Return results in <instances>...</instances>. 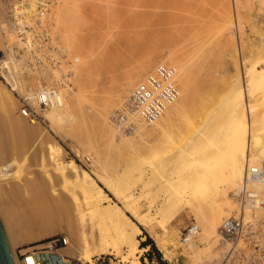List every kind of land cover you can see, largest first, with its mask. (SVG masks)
<instances>
[{
	"label": "rangeland",
	"instance_id": "1",
	"mask_svg": "<svg viewBox=\"0 0 264 264\" xmlns=\"http://www.w3.org/2000/svg\"><path fill=\"white\" fill-rule=\"evenodd\" d=\"M231 1L232 0H228L229 2L228 5L227 4L222 5L220 0H50L47 4H44V8L46 9V13L49 20V33H50V43H51L50 47H52L51 52H54L55 54L60 55L62 57H65L68 60H72L74 58L77 60V56L80 57L81 54L72 46L73 43L72 45L69 43L68 30L71 31V27H69L68 25L69 20L66 19L65 24L60 22L59 15H57L58 12L57 10L60 5L64 4L63 2H66V5L67 3H69L70 5L75 2L79 7L81 13L79 14V16L81 15L82 18L81 19L79 18L80 24L76 23L77 25H79L77 27L78 30L76 31V36L79 39L83 38L81 40H83L86 44L85 57L87 61L85 65L81 67V69H80V65L79 68H77L79 61L74 63L73 68L76 67L78 69V72L80 70V73L79 75L78 73L75 74L74 77L72 78V81L74 79V82H76V88L80 89L79 91L82 92L81 94L87 96L86 97L87 100H85V96H81V97L79 96L81 98L80 100L81 102H79L78 100V102L75 103L74 114H79V115H75L76 118L75 123H70L66 121L67 123L65 124L59 123L57 125H54V129L50 130L47 128L49 122L46 121L44 117L41 115L40 118L41 120L32 124V127H30L32 134L30 135L31 141L29 142L31 146L29 145V143L24 145L23 141H21L22 140L21 137H19L18 134L19 130L16 127V125L22 122V124L29 126V124L31 123L25 121L22 118V116L21 117L19 116V113H17V104L13 108L14 111L13 112L11 111L8 117H5L3 115V111H1L0 108V124H1L0 137L1 135L3 136V138L1 137L3 141H5V138L7 137L6 138L7 140L5 142H3L0 139L1 149H2V151H0L1 154H3V156L6 155V158L7 156L10 157L11 155L17 159H20V156L22 155L21 152H23L22 150L29 149L28 150L29 155L25 159V164H23V166L19 168L21 170L20 173L19 170L16 169L17 168L16 166H13L12 169V170L16 169L15 171L19 173L20 177L17 178L13 177V176H18L16 174L8 178L7 182L5 181L6 179L0 180V199L4 201L6 205H8V203L9 205H11V207L9 205L7 207L10 209H14L11 211L9 210V213L15 217H18V215L21 214L22 212L24 213L23 210L25 209L26 211V208L29 206L30 203H31L30 206L32 207L34 206L36 208L38 206L39 208L37 207V210L35 208H33L32 210L35 209V212L38 211L36 212L37 214L42 213V215L40 214V216L42 217L39 223V227H41L44 231L48 227V224H50L52 227L49 228L50 233L46 237L37 240L27 241L22 243L20 242L13 243L12 240L10 241L9 239L10 249L18 264H22V259L28 253L31 252L36 253L41 260L47 261L45 254L56 253L58 250L67 247L68 242H73L74 244L78 243V240H76V237L78 236L76 231L79 228V225L77 223V218H75L76 214H73L74 207L69 206L68 204L66 205L62 204L66 202L65 200H67L68 195L65 194L67 193L66 192L67 189L71 188V184L68 181V183H65L64 185V183H62L61 180L58 179V177L55 178L53 182L49 181L46 178V173H45L46 171L44 169V166L42 165V163L40 164L41 162L40 156L41 155L44 156L46 152L45 150L46 143L55 144V142L56 145L61 148L62 150L61 152H63L62 155L63 160L64 161L73 160L76 163V165L79 167V169L86 170L91 175V177L96 180L97 185L102 187V184L96 179V177L98 175L104 176V174L106 173L108 174V175L106 174L107 176L111 177L110 179L113 182L115 181L114 184L118 186V192H116L115 198L103 188L105 193H107V195L110 197V199L113 202L115 203L119 202V204H122L121 199L124 195L139 196L140 199L137 202H135L133 205L134 213L138 217L149 216L152 214V212L155 209L161 208V213H160L161 216L159 218L161 225L158 227L155 224H151L147 226V228L145 229L143 227H140L141 235L139 236V238L143 237L140 241V245L142 246V243L146 239V235L147 236L150 235L149 237L154 241L155 247L158 250L159 254L155 252L154 253L151 252V249L147 247V249L140 254L139 264H159L157 260L159 257H160V261L164 262L165 264H218L220 256L226 250L225 245L217 246L216 244V246L212 247L211 240L208 241L202 238L199 239L198 241V236H197L193 241H191L194 243V245H196L193 247L194 251H190L188 255L185 257L180 255L179 249L173 248L172 259L167 260L164 259L162 252L159 250L158 246L155 243V240H157V238L163 240L164 234L162 232L161 227L164 224L165 226H167L166 228H168V234L170 235L171 242H175V243L180 242L182 244L180 240L181 232L183 230V227H186L188 224H190V222H195L198 226H200L199 228L201 231L202 225L198 217L193 212H191L189 208L185 207L181 209V207L178 205L176 206L168 205V202L165 204H163L162 202L160 203V200L165 193V192L163 193L160 183H161V179L164 176L171 175L174 171L176 172L179 171V170L173 171V169H179V168L182 169V167L180 166L181 162L179 160L180 148L181 146L185 145V143H183L185 140H187V144L185 145L186 148L192 146L194 143L192 138H194L195 136V134L190 133L188 134V136L189 135L191 136L187 137V135L185 134L189 133L191 126L193 127V125H197L196 123L200 125L199 120L202 119L203 121V119H205L203 115L204 113L207 114V112L211 108L215 110V108L217 107L216 104L214 102H210L209 99L212 98L211 101H213L215 98L219 97L220 94L222 96V93H224L226 90H229V88L233 89V87L239 83L240 86L242 85L244 89L246 88L245 95L247 97V102L249 104H252L253 108L254 107L256 108L253 109L254 110L253 112H255L254 114L261 115L264 112V107L259 106L261 105L258 98L260 95L257 94L259 93V91L262 92V90L260 89L264 87V86L261 87L260 84L264 82V80H262V75L264 74V72L261 73V68L264 70V4L257 5L256 3H246L245 1L241 0V2L243 3L240 2L241 5H236L234 1H232L231 4ZM13 6L14 5L11 4L10 2L0 0V24L4 23V25L9 29H11V27L9 26L10 23L8 21L9 13L10 11H12ZM235 6H237L238 9H236ZM23 7H27V5H23ZM35 8H36L35 11L37 10L36 11L37 13L41 15L43 14L42 13L43 10H40L39 7L36 6ZM152 8H157V9H152ZM32 12L34 13V11ZM231 17L232 19H230ZM227 18L230 21L231 20L233 21L232 22L233 26L232 25L230 26L229 20H227ZM236 18L237 19L240 18V19L237 20ZM227 21L229 24L228 26H227ZM73 22H75V20ZM222 22L226 23L225 24L227 26V27L225 26L226 29L224 27L222 28V24H221ZM237 23L238 24L241 23L239 24V26L243 24V26H240V28L242 27L241 28L242 30L239 28ZM253 24L255 26H252ZM218 27H220V29ZM252 27L255 29H253ZM221 30L224 32V34L223 32L221 33ZM255 30L256 32H254ZM217 33L219 35L221 34V36H219ZM230 33L231 35L234 36H231ZM0 35H1V30H0ZM14 35L15 34H13V36H11L9 40L12 44L11 46L12 51L13 50L16 51L18 50V48H20V40H18L16 35L15 36ZM193 37H195L196 40ZM215 37L216 38L219 37V40H216ZM229 37H231L232 39L231 38L229 39ZM15 39L18 40L17 44H13L15 42ZM12 41L14 42L12 43ZM51 41L54 42L52 43ZM198 41L199 43L201 41L205 44L204 46H202L203 43H201L202 44L201 48L200 45H198L201 50L200 49L196 50V48H198L197 46ZM65 42H67V44H65ZM66 45L69 46L67 47ZM177 47L179 48L177 49ZM170 50L171 52L174 51L175 53L177 52L175 55L178 58L184 59L183 56H185L187 57L186 59H184L185 61L192 60L195 63L196 62L198 63V64L196 63V66L198 65L197 68H198L199 78L198 75H196L197 76L196 78H198V80L195 81L196 90L198 93L196 97V102L199 103L198 100L201 99L199 104L196 103L198 107L192 109V108L184 107L182 105L181 107L183 109L180 108L182 111V116L180 114L181 113L180 111V113L177 112V114H180L178 115V117L176 116V112L170 111L168 114L169 118L167 117L166 119L161 121V126L164 128V130L166 129L165 131L164 130L162 132L156 131L152 129V126H147L145 129H143L145 131L147 130L146 132L140 131L138 129V131L140 132H137V134L139 135L141 140L139 139L140 142L139 141L132 142L130 146L131 148L130 150L129 147L121 148V147H116L114 144L106 145V143L101 138L98 139L99 133L96 126L94 127L95 124L93 122V117H94L93 113L95 109L102 104L101 102L102 100L106 101V97H107L106 94L108 95L112 94L111 97H107L109 98L107 99V101H112V102L115 101L116 103L113 109L109 112L110 114L107 116L109 117V121H110L111 114L114 112L115 109L118 108L116 106L121 105L122 102L124 101L125 95L120 96L119 98L118 96L120 95L119 89H121L123 85L125 86V81H127L126 77L129 76L131 72H133V70H136V72L141 71V65L147 64L149 68L141 75L140 79L142 80V78L146 75V73L152 70L153 67L159 62H161L163 58H166L168 56V55L166 56V54L169 53L168 51ZM90 54L94 56L91 57ZM186 54L187 55L191 54L189 56L192 57L193 55L194 57L190 59V57L186 56ZM194 54L195 55L199 54V56L198 55L195 56ZM195 58L197 59L196 61ZM75 72H77V70H75ZM15 73L16 75L14 74L15 75L14 79H16L17 81L19 80L20 85L24 84L25 87L28 85H29L28 87H30L31 83L32 84L34 83L33 79H27L30 81L26 80L27 83L24 82L25 81V79L23 78L24 74L22 75V74H18L17 72ZM236 79H238V81ZM216 80H218L219 82L218 81L216 82ZM0 84L3 85L7 90H9L12 98L14 97L15 103L18 102L16 100L15 95L12 94L13 91L11 92V88L7 87V85L1 78H0ZM134 84L131 85L130 89H132ZM90 88L91 91L89 90ZM130 89L127 92L128 94L130 92ZM73 90H75V86L73 87ZM86 91L91 93L93 91L94 94H89L88 92L86 93ZM16 92L18 93L17 90ZM104 93H106L105 94L106 97L102 96V94ZM128 94H126V96H128ZM90 95L92 96L90 97ZM201 95H203L204 97H202ZM82 97L84 98V100L82 99ZM199 97L200 99H198ZM120 98H121L120 100L121 102L118 101ZM68 99L71 100L72 98L68 97ZM88 99L91 101V103L92 102L94 103L93 107L95 108L92 107L93 103L88 105V102H86L88 101ZM118 102H120L121 104H118ZM86 105L89 106L88 108L91 110H88ZM206 106L208 107L207 108L208 110L204 111L205 110L204 107ZM83 107H85L86 110ZM82 110L84 111L82 112ZM200 110L204 111V112L201 111L203 112V114L200 112ZM78 111L82 113L80 114L78 113ZM86 113L88 114L86 115ZM172 113L173 116L171 115ZM82 114H84L83 118H80V116L82 117ZM209 115L210 114H208L207 116L209 117ZM86 116L89 117L87 118ZM171 116L173 119H171ZM200 116L203 118H201ZM207 116L206 118H208ZM84 118H86V121H84L85 120ZM89 118L90 121H92L93 123V125L90 123L91 126H93V129L91 126H89L90 125L89 124L90 121H88ZM81 119H83L85 123H83ZM76 121L78 125L75 126L74 124H76ZM83 125H88V127L87 126L83 127ZM165 125L167 126V128ZM66 126L69 128H67ZM72 126L74 128L70 130V127ZM2 127L3 129L6 127L4 131L8 129L7 130L8 132L7 131L4 132ZM80 127L81 129H79ZM43 128L45 130L48 129L46 130L47 135L42 138L45 144L42 143L37 146H33L34 144L36 145V143L35 142L32 143V141L38 138V135L40 131L43 130ZM85 128H87L90 133L87 130H85ZM224 130L225 129L223 126L218 125V127L215 130H213L214 132L213 134H211V136L218 137L220 136V134L224 132ZM84 131L87 133L88 137H85L86 134ZM9 132H11L10 135H12L10 137L9 135L7 136ZM88 139L91 140L90 143L94 142L93 143L94 147L96 148L100 147L99 149H95L91 144L96 151L100 150L99 154L103 153L101 156L104 159L101 157V160H99L98 164L101 165L98 166L99 168L98 167L93 168L94 164H92V162H93V156L95 157V155L91 156L92 154L91 152L94 150L93 149L91 150L90 148L92 147H90V145L89 146L87 145L89 144L87 141ZM143 142H146V144H143ZM78 144H81L82 146ZM11 145H12V150L10 148ZM22 145H24L25 147ZM89 150L91 151L90 153H88ZM96 151L94 152L96 153ZM76 154H78V156ZM86 157L89 158V161L86 160ZM180 159H182L183 161V158ZM176 160H177L176 162L177 164L180 163L178 165L179 168L178 166H175L176 163L174 161ZM263 161H264V157L260 156L259 162H263ZM95 168H97V170ZM183 172L181 175L179 174L180 184L183 182L182 179L187 178L188 174L190 173L189 171H187V174L186 173L184 174ZM106 175L104 177L107 178L109 181H111L109 177H107ZM177 175L175 176L177 177ZM68 176H69L68 177L69 180H71L72 174L69 173ZM117 176L119 178H116ZM189 176L193 177L191 175ZM25 177L26 178L28 177L27 181L30 180L29 181L30 184H27V186L29 185L28 187L30 190V192H28L27 195L29 193L30 195L29 196L26 195V196L29 197V199L32 201L29 202L28 200L27 203V200L25 199L27 197L26 196L23 197V199L27 203L26 204L24 202L26 208L25 205L20 204L21 203L20 200H22L23 203V199L20 198L22 196L15 197L13 193L10 194V192L6 190L8 184H11V182L12 183L16 182L15 179L17 180L18 178H25ZM193 180L195 181L196 179ZM61 183L63 184V186ZM201 183L203 184V181ZM201 183H197L196 187H194V190L196 191V188L200 187L199 191L200 194L203 193L201 198L203 199V201L200 203L199 199H195L194 201V199L192 198L193 206L195 205V208H197L199 204L198 206L199 208L197 209V211L206 210L207 209L206 205L208 204L206 203L207 201L206 197H208L207 196L208 194L206 192L205 187L200 186ZM31 184L33 186L35 184V186L34 187L31 186ZM40 184L43 186L42 187L37 186ZM13 185L15 186V184ZM251 186L249 185V187L253 188V185ZM32 187L33 188L37 187V190L44 192H37V190L33 189ZM6 191H8V193H6ZM34 191L37 193L35 194ZM204 191L206 193H204ZM229 191L231 192V190L228 189L227 192ZM40 193H42L43 196L39 195ZM260 193H262V191ZM62 194L63 196L64 195L66 196L65 200H64L65 196L64 197L61 196ZM200 194L197 193L198 196ZM38 195L43 199H40ZM59 196L60 198L62 197L61 198L62 200H60L61 202L63 201L61 203L62 206L60 205L57 206L58 203L60 204V202L57 201V198ZM262 196L264 198L263 193ZM35 197L36 199L37 198L40 199L39 201L44 200L45 203L42 201L43 204H47L43 206L44 209L42 208V206H40L42 202L40 203V205L39 204L37 205L39 201H36ZM14 198L16 199V201ZM44 198H46V200ZM68 200L71 201L70 199ZM68 200L66 203H69ZM16 202H19V204L18 203L16 204ZM202 203H206L205 206ZM69 204L72 205L73 202L72 204L71 203ZM17 205L20 206V209H22L21 206L22 207L24 206L22 212ZM234 206L235 207L229 209L230 212L233 211L234 208H236V205ZM40 208H42V210ZM12 211L13 213H11ZM14 211L17 213V216L16 213L14 215ZM27 211L29 210L27 209ZM27 211L25 213H27ZM44 211L46 212L43 217ZM229 211L228 213H230ZM258 212H256V216L264 221V210L259 212V214ZM1 213L2 212H0V214ZM23 213L21 214L22 217L21 220L23 219L26 220L24 217L25 214ZM217 227H219V225ZM24 229L25 228H22L21 234L26 239L27 237L26 233L29 232H25L26 230ZM150 229L151 231L148 232V230ZM152 237H155V239H153ZM63 239L64 240L67 239V241L65 240L64 242ZM185 244L187 243H184L183 245ZM147 253H149L148 256ZM66 261H69L71 264H80L79 261L75 259V255H69L68 257H66ZM87 264H121V263L118 261L117 258L110 255H94L90 260V262H88Z\"/></svg>",
	"mask_w": 264,
	"mask_h": 264
},
{
	"label": "bare ground",
	"instance_id": "2",
	"mask_svg": "<svg viewBox=\"0 0 264 264\" xmlns=\"http://www.w3.org/2000/svg\"><path fill=\"white\" fill-rule=\"evenodd\" d=\"M220 1H221L222 5H225V4L228 5L229 4L228 0H220ZM232 1H234V3L236 5H241L240 4L241 0H232ZM232 1H231V4H232ZM243 1H245L246 3H256L257 5H263L264 4V0H243ZM63 3H64L63 5H60L58 7L57 15H59L60 22H62L64 24H65L66 19L69 20L68 25H69V27H71V31L68 30L69 31V34H68L69 43L71 45L73 43L72 46L81 54L80 57L77 56V61H79L77 68H79V65H80V69H81V67H83L87 61L86 57H85V55H86V49H85L86 44L83 40H81L83 38L79 39L76 36V31L78 30L77 27L79 26L76 23L80 24L79 20L82 17H81V15L79 16V14H81V13H80L79 7L77 6V4L75 2L70 4V5H69V3H67V5H66V2H63ZM241 3H243V2H241ZM35 6L36 5H34V3L31 4L30 12L34 11V13H35L37 11V10L35 11V9H36ZM69 6H71V7H69ZM113 6H115V5H113ZM235 7H236V9H238L237 6H235ZM132 8H134V7H132ZM152 9H157V8H152ZM186 14H188V13H186ZM229 17H230V15H229ZM230 19H232V17ZM239 19H237V20H239ZM74 20H75V22H73ZM227 20H229V19L227 18ZM232 22H233L232 20L231 21L229 20L230 26L233 24ZM219 24H220V22H219ZM221 24H222V28L224 27L225 29L229 25L228 21H227V26L225 25L226 23L222 22ZM239 24H241V23H239ZM239 24L237 23L238 26H239ZM240 26H243V24ZM240 26H239V28H240ZM252 26H255V25L253 24ZM220 27H218V28L220 29ZM231 28H233V27H231ZM217 29H216V31H217ZM240 29H239V31H240ZM253 29H255V28H253ZM0 30H1L0 58H2V56L4 57L2 59L4 60V62L6 64L5 67H6V71H7L6 76L8 77L7 80L9 83H12L11 84L12 86L16 87L18 94L30 93V95L32 96L33 93H31L32 90L29 89V87H28L29 85L25 87L24 84L20 85L19 80L17 81L16 79H14V76L16 75L15 72H17L18 74L23 73L24 74L23 78L25 79L24 82H26V83H27V81H30L27 79H33V78H31L32 73L30 72V70L26 71L24 68V65H23L24 59H22V58L17 59L14 56L15 54L13 53V51H15V50L12 51V49H11L12 44L9 40H10L11 36H13L14 31H13V29L11 30V29L7 28L4 25V23L0 24ZM222 30H224V29H222ZM222 30H221V33L223 32ZM254 32H256V30ZM223 34H224V32H223ZM223 34H222V36H223ZM106 35H108V34H106ZM230 35H231V33H230ZM66 36H67V34H66ZM219 36H221V34ZM231 36H234V35H231ZM193 38L196 40L195 37H193ZM230 38L231 37H229V39ZM220 39H221V37H220ZM216 40H219V37H217ZM231 41H233V40H231ZM13 42L14 41H12V43ZM17 42H18V40L15 39V42L13 44H17ZM51 42L53 43L54 41H51ZM2 43H4V44H2ZM201 43H203V42L200 41V43H199V41H198V44H197V46L200 45V48L205 45L204 43H203V45ZM65 44H67V42H65ZM18 45H19V43H18ZM20 45H21V43H20ZM66 46L68 47L69 45H66ZM178 48L179 47H177V49ZM200 48L198 46V48H196V50L200 49ZM173 49H172V51H173ZM168 52L169 53L166 54V56L167 55L168 56L166 58H163L162 61L159 63H167V64L171 63L170 65L173 64L175 66V68H176V77H175L176 81L175 82H176L178 89H179L178 99L173 104L168 106L167 109L162 113V115L153 123L146 124L144 122H138L136 130L134 133L123 134L120 131L116 130L112 126V124L109 121V117H107L110 114L109 112L113 109V107L116 104L115 101H113V102L107 101V99H109L107 97H111L112 94H109V95L106 93L102 94V96H105V97L107 95L106 101L102 100L101 101L102 104L95 109V111L93 113V116H94L93 122L95 124L94 127L96 126L98 133H99L98 139L101 138L106 143V145L107 144H114L116 147H121V148H123V147L128 148L129 147V150H130L131 149L130 146H131L132 142H134V141L140 142V140H141L139 135L137 134V132L145 131L143 129H145L147 126H152V129L162 132L164 130V128L161 126V121H163L167 117L169 118L168 114L170 111L176 112V116L178 117V115H180V114L182 116V111L180 109V108H182L181 107L182 105L184 107H188V108H192V109L198 107L197 104L200 103L201 99L199 97L198 98V99H200V100H198L199 103L196 102V97H197L198 93L196 90V82L195 81L198 80V78H199L198 68H197L198 65L196 66L197 62L195 63L194 61H192V60L190 61L189 59H188L189 61H185L184 59L187 58L185 56H183L184 59L178 58L175 55L177 53V52L175 53V51L171 52V50H170ZM189 55H191V54H188V55L186 54V56H189ZM196 55L199 56V54H196ZM90 56L93 57L94 55L92 56L90 54ZM189 57L191 59L194 56L192 55V57L191 56H189ZM196 60L197 59L195 58V61ZM73 66H74V64H73ZM77 68L76 67L73 68L72 77L70 78L71 87L67 92H65L64 98L62 100H59V103L57 106H53L41 114L44 117V119L49 122V125L47 126V128L50 130L54 129V125H57L59 123L65 124V123H67L66 121H68L70 123H75V119H76L75 115H79V114H74L75 103L78 102V100H79V102H81L80 97L85 96V95L81 94L82 92L79 91L80 90L79 88H76V82H74V79L72 81V78L74 77V75L77 73L79 75V73H80V70L78 72ZM148 68L149 67L147 64H142L141 65V71L136 72V70H133L134 73L131 72V74L126 77L127 81H125V86L123 85V87H121V89H119L120 95L118 96V98L120 96H124V95L126 98L127 97L126 94H128L127 92L130 89L131 85L135 83L134 84V86H135L138 82H140L139 80H141L140 79L141 75L146 70H148ZM75 70H77V72H75ZM262 70L263 69L261 68V73L264 72V70L263 71ZM149 72H151V70ZM196 75H198V78H196L197 77ZM238 79H236V80L238 81ZM262 80H264V74L262 75ZM217 81L218 80H216V82ZM33 82H34V79H33ZM220 82H221V80H220ZM33 84L31 83V85H33ZM198 84H199V82H198ZM260 84H261V87L264 86V82L260 83ZM74 86H75V90H73ZM93 89H94V87H93ZM89 90L91 91V88ZM131 90L132 89H130V91ZM245 90H246V88L244 89L242 87V85L240 86V84L238 83L237 85H235L233 87V89L229 88V90H226L224 93H222V96L220 94L219 97L215 98L213 101H211L212 98L211 99L206 98V99H209L210 102H214L217 107L215 108V110L210 107L212 109V111L210 109L208 112H210V111L211 112L210 113L207 112V114L206 113L203 114L204 111L208 110L207 106L204 107L205 108L204 111L200 110V112L203 111L201 113L204 115L205 119H203V121H202V119H200L199 120L200 125H198V123H196L197 125H193V127L191 126L189 133L185 134V135H187V137L191 136V135L188 136V134H190V133L195 134L194 138H192L194 143L191 142V143H193V145L186 148L185 145L187 144V140H185L183 142V143H185V145L181 146L180 154H179L180 158H183V161L180 158H179V160H180L181 164L180 163L177 164L176 163L177 160L174 161L176 163V164L174 163L175 166H178L180 164V166L182 167V169L179 168V166H178L179 169H173V171L179 170L177 172L176 171L173 172L175 175L178 174L177 175L178 178L172 173L173 175L171 174V175L164 176L161 179V183H160V186L162 187L163 193L165 192L163 197L160 200V203L162 202L163 204H165L168 202V205H173V206L178 205L181 207V209L185 208V207L189 208L191 210V212H193L198 217V219L202 225L201 231L198 234V241H199V239H202V238L206 239L208 241L211 240L212 247L216 246V244H217V246L218 245H224V243L220 242V240L218 239L216 228H218L217 226L220 225V223L222 222V220L224 218L231 215L232 211L230 212L229 209L232 207H235L234 206L235 202H234L233 196L235 195V190L240 188V185L243 182L247 167L252 165V164L258 163L260 156L264 157V116H263L264 112L261 115L260 114L259 115L254 114L255 112H253L254 111L253 109L255 107L253 108L252 104H249L247 102ZM260 90H262V92L259 91V93H257L258 95H260L258 98H259L261 105H259V106L264 107V99H263L264 98V87H262ZM88 91H86V93ZM83 92H85V91H83ZM88 93L94 94L93 91H92V93L91 92H88ZM199 93H201V92H199ZM203 95H201V96L204 97ZM261 95H262V97H261ZM91 96L92 95H90V97ZM68 97L72 98V99L69 100ZM86 97L87 96H85V100H87ZM214 97H216V96H214ZM125 98H124V100H125ZM82 99L84 100L83 97H82ZM120 100H121V98L118 101H120ZM261 100H263V101H261ZM122 101H123V99H122ZM86 102H88V105L93 103V102L91 103V101L89 99ZM109 102H112V103H109ZM120 102H118V104H121ZM262 102H263V104H262ZM16 104H17V102L15 103L14 97L12 98L9 90H7L3 85L0 84V108H1V111H3V115L5 117H8L9 113L11 111L12 112L14 111L13 108L16 106ZM93 105H94V103L92 104V107H93ZM121 105L116 106V107L120 108ZM95 106H97V105H95ZM88 107L89 106H87V109L91 110ZM81 108H82V106H81ZM83 108H85V107H83ZM93 108H95V107H93ZM85 110H86V108H85ZM83 111L84 110H82V112ZM180 111H181V113H180ZM82 112L78 111V113H80V114ZM177 112H179L180 114H177ZM87 114L88 113H86V115ZM208 114H210L209 117L207 116ZM83 115L84 114H82V117L80 116V118H83ZM171 115L173 116V113ZM172 116H171V119H173ZM206 116L208 118H206ZM201 118H203V117H201ZM84 119H85L84 121H86V118H84ZM25 121H27V120H25ZM81 121H83V119H81ZM84 121H83V123H85ZM88 121H90V118L88 119ZM29 123H31V122H29ZM34 123H36V122H34ZM34 123H31L28 126V125L22 124V122H20L18 125H16V127L19 130V132H18L19 137H21V139H22L21 141H23L24 145L28 144V143L30 145V142H29V141H31L30 135L32 134L30 127H32V124H34ZM90 123L93 125L92 121H90L89 124ZM91 124L89 126H91ZM74 125L75 126L78 125L77 121H76V124H74ZM218 125L224 127V129H225L224 132L222 134H220V136H218V137L211 136V134H213V132H214L213 130H215L218 127ZM84 126L88 127V125H83V127ZM110 126L112 127V129ZM91 127L93 129V126H91ZM67 128H69V127H67ZM72 128H74V127L73 126L70 127V130ZM166 128H167V126H166ZM2 129H3V127H2ZM4 129H3V131H4ZM48 129H46V130H48ZM79 129H81V127ZM138 129L140 131H138ZM7 130L8 129H6V131ZM46 130L43 128V130L40 131L38 138L35 139L34 141H32V143L33 142L36 143V145L34 144L33 146H37L39 144L44 143L42 138L47 135ZM85 130H87L89 132V130L87 128H85ZM6 131H4V132H6ZM148 131H150V130H148ZM10 133L11 132H9V134H7V136L8 135H9V137L12 136V135H10ZM85 134H86L85 137H88L86 132H85ZM1 137L3 138L2 135H1ZM1 137H0V139H1ZM80 137H81V135H80ZM184 137H186V136H184ZM6 138H5V141L7 140ZM192 139H190V140H192ZM1 140L3 141V139H1ZM94 140H95V138H94ZM5 141H3V142H5ZM87 141L89 143V144H87L88 146L90 145V147H92V145H93V147H94V144H93L94 142L90 143L91 140H89V139ZM87 141H85V142H87ZM142 141H144V140H142ZM8 142H10V141H8ZM85 142H83V143H85ZM100 142H101V140H100ZM23 143H21V144H23ZM11 144H12V142H11ZM81 144H82V142H81ZM81 144H78V145L82 146ZM143 144H146V142H143ZM24 145H22V146H24ZM93 147L90 149L91 150L93 149L94 151H96L95 149L100 148V147H98V148L94 147L95 148L94 149ZM109 147H110V145H109ZM10 148L12 150V145ZM82 148H84V147H82ZM22 149H23V147H22ZM28 150L29 149L22 150L23 152H21L22 155L20 156V159H17L11 155H10V157L7 156V158H6V155L3 156V154H1V152H0V180L6 179L5 181L7 182L8 178H10L12 175H16V174L18 176H13V177H16V178L20 177L19 173L21 170L19 168H21L23 166V164H25V159L29 155ZM45 150H46L45 155L40 156L41 157L40 164L42 163V165L44 166V169L46 171L45 172L46 178L49 181L53 182L54 179L58 177V179H60L61 182L64 183V185H65V183H68V181L71 184V188L67 189V191H66L67 193L65 195H68V197H69V198L67 197V200L68 199L71 200V201L68 200V202L71 204L73 202V204L70 205L69 203H66L67 200H65L66 196L64 195L65 196L64 200L66 202L62 203L63 201L62 202L60 201V200H62L61 199L62 197L60 198V196H59L57 198V201H59L60 204L58 203L57 206H59V205L62 206L61 203L65 204V205L68 204L69 206H73L74 207L73 210L75 211V212L73 211V214H76L75 218H77V223L79 225V228L76 231L78 234V236L76 237V240H78V243L74 244L73 242H68L67 247L58 250L56 253H54V255H57L61 258L62 264L64 262H68L69 264H71L69 261H66V257H68L69 255H75V259L78 260L80 264H87L88 262H90V260L92 259V257L94 255H110V256L117 258L121 264H139L140 263V260H139L140 254L147 249V247H142L140 245V241L143 238V237L139 238V236L141 235V228L140 227H143L145 229V228H147V226H149L151 224H155L159 227L161 225V222L159 221V218L161 216L160 215L161 208L155 209L152 212V214L149 216L138 217L134 213V206L133 205L135 202H137L140 199L139 196H137V195H124L121 199L122 204H119V202L115 203L110 199V197L107 195V193H105V191L103 190V188H104L114 198L116 197L115 196L116 192H118V186L116 184H114L115 181L113 182L110 179L111 177L107 176L108 175L107 173H106L107 175L104 174V176L106 175L107 177H109V179L111 181H109L107 178H105L104 176H101V175H98L96 177V179L102 184V187H101V186L97 185L96 180L93 179L91 177V175L86 170L79 169V167L76 165V163L73 160L64 161L63 156H62L63 152H61L62 151L61 148L56 145V142H55V144L46 143ZM0 151H2L1 142H0ZM94 151L91 152L89 150V152H88V153H90V152L92 153L91 156L95 155V157L93 156V162H92V164H94L93 168L101 166L98 163H99V160H101V157H102L101 155L103 154V153L99 154L100 150H97L96 153ZM21 153H19V154H21ZM76 155L78 156V154H76ZM105 157H106V155H105ZM100 164H102V163H100ZM46 165H48V166H46ZM13 166L17 167L16 169L19 170V173H17V171H15L16 169L12 170ZM95 169L97 170V168H95ZM187 171H189L191 174L188 172L189 174H188L187 178L182 179L183 182L181 181L182 183L180 184L179 174L181 175L182 172L184 174L185 173L187 174ZM69 173L72 174L71 180H69V178H68ZM43 175H45V174H43ZM189 175H191L193 177H190ZM118 176L116 178H119ZM200 177L202 180L200 179ZM27 178L25 177V178H18L17 180L15 179L16 182H14V183L11 182V184H8V187L6 190H8L10 192V194L13 193L15 195V197L16 196H18V197L22 196L20 198L23 199V197H25L27 195V193L30 192L29 187H28L29 185L27 186V184H30V182H29L30 180L27 181ZM193 179H196V180L194 181ZM184 180H185V182H184ZM26 181L29 183H27ZM202 181H203L204 185L201 183ZM177 182H179V183H177ZM196 182L201 183L200 186L205 187L206 192L208 194V195L205 194L208 197H206L204 195L207 198L206 203H208V204L206 205L207 209L203 210V211H197V209L199 208L198 207L199 204H198L197 208H195V205L193 206L192 198L194 199V201H195V199H199L200 203L203 201V199H201L203 193L200 194V191H199L200 187L196 188V191L194 190V187H196V185H197ZM39 183H40V181H39ZM13 184H15V186ZM35 184H34V186H35ZM194 184H195V186H194ZM251 185H253V188L255 187L254 189H257V191H259V192L262 191V193L264 194V186L258 185V184H253V183ZM31 186H33V185L31 184ZM37 186L42 187L43 185L40 184ZM62 186H63V184H62ZM27 189H28V191H27ZM33 189L37 190V187L33 188ZM228 189L231 190V192L230 191L227 192ZM8 191H6V193H8ZM37 192H44V191L37 190ZM37 192H35V194ZM206 192L204 191V193H206ZM197 193L200 195L198 196ZM262 193H261V195H262ZM193 194H194V197H193ZM14 195H12V196H14ZM29 195H30V193L27 196H29ZM39 195L43 196L42 193H40ZM38 196H36V197H38ZM61 196H63V194ZM36 197H35V199H36ZM195 197H197V198H195ZM198 197H200V198H198ZM30 198H31V196H30ZM25 199L27 200V203H28V200H29V202L31 201L29 199V197H27ZM37 199H36V201H39L40 199H43V198L40 197V199H38V200ZM44 199L46 200V198H44ZM15 201H16V199H15ZM42 201L44 202V200H42ZM42 201H39V203H37V205L38 204L40 205V203ZM20 202H21L20 204H22V205H25V203H26L24 199H23V203L25 202L24 204L22 203V200H20ZM43 202H42V204H43ZM49 202H50V200H49ZM17 203L19 204V202H16V204ZM206 203H202V204H204V206H205ZM30 204L28 207H31V208H28V207L26 208V205H25L26 211H27V209L29 210V211H27V213H25L26 211L24 209V206L23 207L21 206V208L24 209L23 210L24 213H23L22 209H20V206L17 205L19 207V209L21 210V212L26 215V216L24 215L26 220H24V219L21 220V218H22L21 214L22 213L20 212L21 214H19L18 217L11 215L9 213V210L11 211L14 209L8 208L7 206L9 205V203H8V205H6L5 202L0 199V212H2L0 214V222H1L2 227L4 229L8 245H9V239H10V241L12 240L13 243L14 242L15 243L16 242L22 243V242L33 241V240H37V239L46 237L50 233L49 228H52L50 224L47 223L48 227L46 228L45 231L41 227H39V223H40L41 217H42V216H40V214L42 215V213L37 214L36 212H38V211L35 212V209L37 210L38 206L35 208L34 206L33 207L30 206ZM42 204L40 206H42V208L44 209L43 206L47 205V204H43V205ZM9 206L11 207V205H9ZM33 208H35V209L32 210ZM42 208H40V209L42 210ZM64 209H65V207H64ZM228 211L230 213H228ZM261 211L262 210H260L259 212H261ZM45 212L46 211L43 212V217H44ZM259 212H258V214H259ZM11 213H13V211ZM15 213L16 212L14 211V215H15ZM38 215L40 216V218ZM16 216H17V213H16ZM67 218H69V217H67ZM166 227L167 226H165V224L162 225V227H161L162 232L164 234L163 240H161L160 238L159 239L157 238V240H155V243L158 246L159 250L162 252L164 259H167V260L172 259L173 248L179 249L180 255L185 256V257L188 255V253L190 251H194L193 247L196 245H194L193 242H189L185 245H183L184 243L181 244L180 242L179 243L171 242L170 235L168 234V228H166ZM22 228H25L24 229V230H26L25 232H29V233H26L27 234L26 239L21 234ZM150 231H151V229L148 230V232H150ZM152 231H154V230H152ZM152 238L155 239V237H152ZM65 240L67 241V239H65ZM200 245H201V243H200ZM9 249H10V245H9ZM10 252H11L12 259H14L13 263L18 264L15 257L12 254L11 249H10ZM49 254L50 253L45 254L47 261L51 262L49 264H53V263L57 264L55 260H52L49 258ZM215 254H214V256H215ZM195 257H196V255H195ZM47 261L41 260L36 253L31 252V253H28L24 256V258L22 259V264H47Z\"/></svg>",
	"mask_w": 264,
	"mask_h": 264
},
{
	"label": "built area",
	"instance_id": "3",
	"mask_svg": "<svg viewBox=\"0 0 264 264\" xmlns=\"http://www.w3.org/2000/svg\"><path fill=\"white\" fill-rule=\"evenodd\" d=\"M4 1L14 5L8 21L21 45L13 53L16 58L25 60V70L32 73L34 84L29 87L32 96L30 93L18 94L8 82L3 56L0 58V78L18 101L19 116L31 123L38 122L41 114L57 106L70 89L73 64L77 60H68L51 52L49 20L44 8L49 0ZM32 3L43 10V15L30 12ZM175 77L173 65L156 64L132 88L121 107L114 110L110 116L112 126L123 134H132L138 122L151 124L156 121L179 97ZM252 183L264 186V161L247 167L243 182L233 196L236 208L217 228V236L226 248L218 264H264V221L256 216V212L264 210V198L259 191L249 187ZM199 232V226L190 222L183 227L180 240L189 243Z\"/></svg>",
	"mask_w": 264,
	"mask_h": 264
},
{
	"label": "water",
	"instance_id": "4",
	"mask_svg": "<svg viewBox=\"0 0 264 264\" xmlns=\"http://www.w3.org/2000/svg\"><path fill=\"white\" fill-rule=\"evenodd\" d=\"M49 258L55 260L57 264H62L61 258L57 255L49 254ZM13 260L14 259H12L4 229L0 222V264H14ZM63 264H69V263L64 262Z\"/></svg>",
	"mask_w": 264,
	"mask_h": 264
},
{
	"label": "trees",
	"instance_id": "5",
	"mask_svg": "<svg viewBox=\"0 0 264 264\" xmlns=\"http://www.w3.org/2000/svg\"><path fill=\"white\" fill-rule=\"evenodd\" d=\"M142 246L143 247H149L151 249V252H153V253L155 252V253L159 254L158 250L155 247L154 241L147 235H146L145 241L142 243ZM148 255H149V253H147V256ZM157 260H158L159 264H165L164 262L160 261V257Z\"/></svg>",
	"mask_w": 264,
	"mask_h": 264
},
{
	"label": "flooded vegetation",
	"instance_id": "6",
	"mask_svg": "<svg viewBox=\"0 0 264 264\" xmlns=\"http://www.w3.org/2000/svg\"><path fill=\"white\" fill-rule=\"evenodd\" d=\"M49 263H51V262L47 261V264H49ZM53 264H54V263H53Z\"/></svg>",
	"mask_w": 264,
	"mask_h": 264
}]
</instances>
